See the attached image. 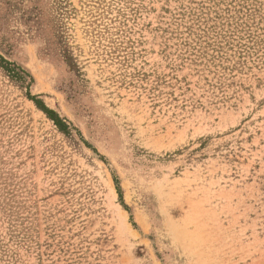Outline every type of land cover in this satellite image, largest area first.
Returning <instances> with one entry per match:
<instances>
[{
  "label": "rangeland",
  "instance_id": "1",
  "mask_svg": "<svg viewBox=\"0 0 264 264\" xmlns=\"http://www.w3.org/2000/svg\"><path fill=\"white\" fill-rule=\"evenodd\" d=\"M0 264H264V0H0Z\"/></svg>",
  "mask_w": 264,
  "mask_h": 264
},
{
  "label": "trees",
  "instance_id": "2",
  "mask_svg": "<svg viewBox=\"0 0 264 264\" xmlns=\"http://www.w3.org/2000/svg\"><path fill=\"white\" fill-rule=\"evenodd\" d=\"M47 113V112H46Z\"/></svg>",
  "mask_w": 264,
  "mask_h": 264
}]
</instances>
